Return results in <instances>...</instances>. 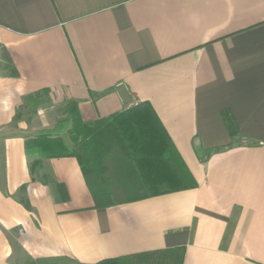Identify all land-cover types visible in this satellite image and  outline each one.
Segmentation results:
<instances>
[{"label": "crops", "instance_id": "1", "mask_svg": "<svg viewBox=\"0 0 264 264\" xmlns=\"http://www.w3.org/2000/svg\"><path fill=\"white\" fill-rule=\"evenodd\" d=\"M71 101L85 123L147 103L195 187L94 208L75 159L25 152ZM179 247L264 264V0H0V264Z\"/></svg>", "mask_w": 264, "mask_h": 264}, {"label": "trees", "instance_id": "2", "mask_svg": "<svg viewBox=\"0 0 264 264\" xmlns=\"http://www.w3.org/2000/svg\"><path fill=\"white\" fill-rule=\"evenodd\" d=\"M16 76L15 71L11 73ZM28 97L26 102H32ZM50 130L25 139L27 155L73 158L77 162L94 208L191 189L195 182L151 107L143 102L93 123L82 121L75 102H68ZM16 119V116H15ZM65 135V137L63 136ZM37 161L29 164L32 174ZM24 187L20 188L23 193ZM62 201L67 194L57 185ZM19 202L29 209L24 197ZM184 248L166 249L131 257L106 259L95 264H182Z\"/></svg>", "mask_w": 264, "mask_h": 264}, {"label": "rangeland", "instance_id": "3", "mask_svg": "<svg viewBox=\"0 0 264 264\" xmlns=\"http://www.w3.org/2000/svg\"><path fill=\"white\" fill-rule=\"evenodd\" d=\"M47 107V95L45 93H40L37 96H35L31 103L25 104V106L20 110V114L24 117H32L33 113L35 111H40L43 108ZM64 108H58L54 109V115L55 116V125L58 121L65 118V115L63 114ZM54 125V126H55ZM65 137V135H63Z\"/></svg>", "mask_w": 264, "mask_h": 264}]
</instances>
